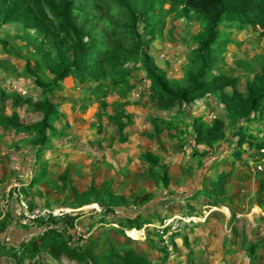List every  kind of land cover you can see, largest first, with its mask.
Segmentation results:
<instances>
[{
  "label": "trees",
  "instance_id": "16d2710c",
  "mask_svg": "<svg viewBox=\"0 0 264 264\" xmlns=\"http://www.w3.org/2000/svg\"><path fill=\"white\" fill-rule=\"evenodd\" d=\"M180 21L197 23L201 31L195 37L197 46L190 58L195 68L175 80L169 79L154 63L147 49L156 38L163 36L165 30L171 34V24ZM13 24L35 33L34 37L26 38L28 46L32 47L29 50H32L33 57L29 61L27 57L23 58V72L40 90L41 98L19 93L7 95L13 109L10 114L0 109V136L8 133L21 135L27 153L32 157L35 170L31 177L24 181L17 177L14 179L22 183L28 196L33 195L42 182H46L48 173L56 166L54 160L45 159L47 151L55 144L76 141L70 121L62 109L65 105H69L71 110L76 109L64 94L70 88L77 90L74 95L78 109L86 110L97 105L96 121L91 124L95 138L89 142L97 149L103 148L102 142H106L111 150L127 143L128 130L136 117L127 110V106L129 97L134 94L138 95L143 108H152V112L142 116L143 139L160 140L162 133L169 138L170 133L185 137L188 148L199 157V167L202 160L216 151L222 142L234 141V150L229 154L233 161L221 159L215 175L202 177V188L185 199L184 209L187 211L182 217L200 215L195 207L200 200L210 207L223 206L227 186L237 178L235 170L239 169L238 173L247 175L250 173L246 169L249 162L244 160L237 168L235 159L240 161L246 155V158H252L250 162L257 161L254 165L261 163L259 157L264 150V134L257 128L253 129L251 124L264 121V58L260 72L246 82L245 90L241 92L237 77L224 70V67L227 68L224 54L230 43L222 39L219 28L227 25L238 33L246 31L263 41L264 0H0V28ZM0 44L7 45L3 40ZM138 70L143 73L140 78L133 75ZM69 85L72 86L69 88ZM56 94L61 101L56 99ZM108 97H114L115 101L109 104ZM210 98L223 106L226 121L218 118L207 121V114H200L188 122L190 109L196 106V101L201 100L208 110L211 107ZM19 109H24L23 116L19 114ZM239 122L248 125L239 126ZM228 126L232 129L227 136L225 129ZM176 140L179 147L185 150L186 145ZM201 147L206 150L200 151ZM252 148L256 155L249 153ZM56 151H59V146ZM155 159L145 153L139 155L150 183L166 189L169 182L167 164L157 165L158 169L164 170L160 175ZM186 169L190 173L193 167L186 166ZM212 170L210 168L209 172ZM257 175L264 176V171L257 172ZM123 178H126L124 174ZM113 184L112 180L103 181L100 187L91 184L82 193L71 187L73 206L79 208L94 203L101 209L100 223L119 227L118 230L108 229L101 242V229L97 230L85 240L82 248L73 244L74 222L80 217L77 214H64L58 220L38 221L33 228H28L18 222L20 207L17 199H14L16 204L10 201L12 214L9 213L10 221L4 216L5 221L0 222V236L8 235L9 224L14 220L12 225L24 230L26 238H29L19 240L21 242L16 246L4 244L0 238V260H4L5 264H39L43 260L66 264H157L149 258L150 253L140 248L144 246L151 253L157 251L165 263L169 258L168 247L159 248L158 244L163 243L167 232H171L168 238L174 254L177 240H181L187 249L191 247L189 233L194 230L191 224L183 225L184 229H189L186 234L178 228L171 230V226L163 230L147 228V238L143 243H135L126 237L123 229L150 227L153 213L149 217L141 214L136 218L118 217V210L133 212L134 208L143 204L144 198L140 199L136 190L130 197L118 195ZM263 186V183L260 184L259 193L264 191ZM142 188L148 190L144 183ZM12 191L14 196L16 189ZM13 206L17 215L13 214ZM149 212L150 209L147 210ZM93 215L97 213L93 212ZM234 219L232 215L231 221ZM160 221L165 222L163 219ZM202 226L197 224V227ZM43 228L46 231L39 233ZM229 237L237 238V234ZM236 244L227 240L222 246L224 253L235 252L232 248ZM240 245L249 258L255 255L258 247L256 242H250L247 247L243 243ZM225 257L224 263L232 262Z\"/></svg>",
  "mask_w": 264,
  "mask_h": 264
},
{
  "label": "rangeland",
  "instance_id": "374dc122",
  "mask_svg": "<svg viewBox=\"0 0 264 264\" xmlns=\"http://www.w3.org/2000/svg\"><path fill=\"white\" fill-rule=\"evenodd\" d=\"M171 25L172 33L168 34L167 30H165L163 36L156 38L150 44L147 51L153 58L154 63L166 73L169 79L179 80L183 78L184 74L188 70L195 68L190 63V58L191 52L197 46L195 37L201 31V28L197 23H188L184 21L175 22ZM230 28L231 27H228L227 25L219 28L222 32V39L229 41L230 43V46L226 48L227 53L224 54L225 63L227 64V68L224 67V70L231 71L237 77L239 81L238 89L241 92H244L246 82L250 80L254 74L260 72L261 64L264 58V40H260L253 34L248 35L249 38L245 40V31H241V34H239L235 28ZM226 32H229V34H225ZM34 36V32H27L19 25L13 24L1 27L0 40L5 41L7 45H0V53L5 54L3 52V49H5L8 53L5 60H9L1 68L8 70L10 73L13 69L14 73L21 76V78H19L16 83L13 82V84L18 86L19 89L25 87L28 90V94L35 99H38L41 98L40 90L35 87L33 80L23 72L25 63L23 58L27 57L29 61L30 57H33V55H31L32 50H29V48L32 47L28 46L26 38L28 37L29 39ZM236 44H240L241 47L239 49L236 48ZM30 64L33 65L32 62H30ZM133 75H137L140 78L143 76V73L138 70L135 71ZM71 86L72 85H69V88ZM66 87L68 88V85H66ZM76 91L77 90L74 91V89L70 88V90H67L64 93L68 98V102H71V104L76 107L75 111L69 110L68 105L64 106V110L70 123L75 126V130L80 131L79 133L82 136H85L92 132L91 123L96 121L95 116L98 108L97 105H93L86 110L78 109L79 104L75 101L74 95ZM55 97L58 101L62 100L59 97V94H56ZM114 101V97L107 98V102L109 104ZM208 102H210L211 107L206 110L205 105L201 100L196 101V106L190 109L191 116L190 119L187 118V121L190 122L192 118L197 117L200 114H207V117L205 118L207 121H211L216 118L226 121V113L223 106L219 102H216L213 98H210ZM134 104L135 101H128L127 110L129 112H132L131 106ZM137 105H141L139 101H137ZM144 108L142 107L141 116H145L147 113L149 114L152 112L151 107L148 106ZM108 111L111 112V109L109 108ZM74 118L78 120L74 121ZM88 123L90 124L89 127L87 126ZM238 124L239 126H244V124L248 125L247 123L242 122H239ZM238 124L236 126H238ZM251 126L253 129H259L260 132L264 134V121L259 124H251ZM137 127L140 126L136 125L135 128L137 129ZM141 128L142 127H140V130ZM179 128L181 129L182 127L180 126ZM230 129H232V126H228L225 129L227 136L231 134ZM79 133H77V135ZM170 134L171 138H169V135L167 137L166 133H162L161 139L156 141L150 139L144 140L143 136H139L137 137L139 142L130 141L128 146L120 150L119 157H123L121 159V166L124 168L121 172L126 176V180L123 185L117 189V194L123 195L128 193L127 190L130 189L131 193L136 190V195L139 196L140 199L144 198L142 201L143 204L138 206V208H134L135 211H130L128 213V215L132 218H136V216L138 217L140 214H145L146 210L152 208L153 205H156L159 202L172 199L177 200L176 202L185 201V198L194 195L202 188V177L216 174L217 166L219 165L221 159L233 161L232 157H229V154L234 150V141H231V143L222 142V145L216 151L210 152L206 158L202 160L204 164L200 169L198 162L199 157H196L192 150L187 149L185 151L179 147L180 145L176 139H179L181 144L184 143V145L188 146L189 143L185 142V137L175 136L174 133ZM135 148H139L137 155L134 154ZM199 150L201 151L206 149L201 147ZM49 152L47 154H49ZM141 153H145L148 156H154L156 158L154 163L156 164L160 175L164 173V170L158 169L157 165H168L166 174L169 182L166 189L163 188L162 185L156 186L154 183H150L151 180L148 177V172L139 160V155ZM249 153L252 156L256 155L254 148H252ZM53 154L54 156L49 155L47 160H54L56 162V166L48 173L46 182H42L39 185V188L37 187L33 195L28 196L26 195L27 193H25L26 199L22 196L20 197H22L25 201L28 208H30V205L32 209L46 210L51 217L58 216L60 218L64 214H77V216H80L74 222L75 227L72 230L75 234L73 237V244L77 245L79 248H82L85 240L94 234V232L91 233V230H96L97 228H101V234L99 237L101 242L102 237L106 235L108 229L113 228L114 230H118L119 227L115 225L106 226V224L103 225L100 223L101 209L94 203L79 208L73 206L72 202L74 201V198L71 192V187H73L77 193L85 192L91 184L100 187L104 181L103 178H105V174H100L96 176L95 180H93V173L90 171L92 169L91 166H83L84 164L79 162V160L74 156L65 158L64 154L62 152L59 153V151H55ZM260 155L261 157H259V159L262 160L264 158V150ZM51 157L55 158L52 159ZM248 158L249 157L247 156L246 158L245 155L240 158V161L235 159L237 162V164H235L237 168H240L242 161L245 160L247 163L249 162L246 169L250 173L247 175L244 172L238 173L239 169L235 170L237 172V178L232 181V184L227 186V193L224 201H222L223 207L219 209L224 214L219 213V215L215 218H211V220L205 219L209 214V211L213 212L214 210L208 209L204 200H200L195 206L197 208V213L200 215L194 217H182L180 214L181 212L177 209V207L173 206L174 203L170 205L162 204V212L166 215V218L163 217L165 222H156L154 225H150V227L145 225L140 230L123 229L125 236L130 237L135 243H143V241L147 238V228L163 230L166 227L171 226V230L178 228L179 230H182L183 234H186L189 232V229H184L183 225L191 224L194 226V230H197L193 232V240L197 243L196 245L187 249L184 246V243L181 240H178L176 243V251L173 249L175 251V255L174 253H169L167 262H162V259L159 257L157 251H154L153 254L151 253L150 259L157 264H172L175 257L177 258L176 261L178 264H227L224 263L222 246L226 244L227 240H229L230 242L235 241L237 243L234 248L238 250L237 254L230 255V257H233L234 260L231 264H264V199H261L264 197V191L259 193L260 184L263 183L264 185V176L257 175V165L253 164L257 161L250 162L252 158L251 160ZM106 160L109 165L112 164V159L110 162L109 157L106 158ZM70 161H73V163H70ZM188 161H190L194 167L190 173L185 167L183 168V166L186 165L182 164L183 162L188 164ZM242 167L244 170V166ZM210 168H213L211 172H209ZM66 174L68 175L67 178L64 177ZM30 177L31 174L28 172L27 176H20L18 179L26 180ZM0 179V189L7 187L6 191H3V193L0 192V222H4V216H7L10 221L9 216L12 214V211L10 210L12 207V205L10 207V201H14V199H17L18 201L17 191L20 188V182L15 181V183L12 184V186L16 189L15 195L12 196L13 187L11 185H5L6 181L11 183L10 175L7 177V174H2L0 172ZM261 181L262 183H260ZM142 183H144V186L147 187L148 190H144L142 188ZM147 192H150V194ZM145 193H147V195H144ZM14 204H16L15 201ZM93 212H96L97 215H93ZM232 215L235 216V219L231 221ZM13 223L9 224V226H14L12 225ZM197 224H203V226L197 227ZM39 231L43 233L46 231V228ZM208 232L211 233V236L209 235L207 238L209 234ZM235 233L237 234V238L229 237V235L233 236ZM164 237H167L166 244L164 241L160 244L157 243L158 247L167 246L168 250H171L168 232ZM0 238L2 242L7 245L13 244L16 246V244L21 242L17 241V239L14 240V237H8V235H1ZM25 238L24 240L29 237ZM154 240L157 241L156 238H154ZM250 242H256L258 246L255 250V255L251 258L248 257L247 253L240 245L243 243L244 247H247ZM227 246L230 245L227 244ZM202 247L205 249L208 248V253L205 252V249ZM140 248L144 249V251L146 250V247L144 246H141ZM187 251H189V253H187ZM0 262L1 264H5V261L2 259ZM53 262L54 261L47 262L43 260L39 264H66ZM23 264L28 263L25 262Z\"/></svg>",
  "mask_w": 264,
  "mask_h": 264
},
{
  "label": "crops",
  "instance_id": "0c3cea01",
  "mask_svg": "<svg viewBox=\"0 0 264 264\" xmlns=\"http://www.w3.org/2000/svg\"><path fill=\"white\" fill-rule=\"evenodd\" d=\"M245 33H246V36H244V39L246 40L247 38H249L248 35H250V33L246 32V31H245ZM225 34H229V32H226ZM239 34H241V32ZM239 45L240 44H236L235 47L239 49L240 48V47H238ZM228 46H230V45H228ZM3 52L5 54L0 53V68L9 61V60H5L8 53L5 51V49H3ZM16 69H17V66H16ZM0 72H2V73H0V109L1 110L3 109V111L6 114H10L12 112L13 106H12V101L7 98V95L13 94V93H19L21 95H30V94H28V90L25 87L19 89L18 86H15L13 84V82L16 83V81H18L19 78H21L20 75H17L16 73H14L13 69L11 70V73H10L8 70L1 68ZM1 74H2V76H1ZM1 93H3L4 95ZM129 100H133V101L137 102L139 100V97L137 94H134V95L129 97ZM68 109L71 110L69 108V105H68ZM63 110H64V107H63ZM141 110H142L141 105L139 106L137 104H134L131 106L132 112H130V113L135 114L136 117H135L134 124L128 130V141L124 145L116 146L114 150L109 149L106 142H102L103 148H101V149H97L95 146L90 145L89 142L95 138V135L93 134V132L89 133L88 135L82 136L79 133L80 131H76L75 126H73L72 123H70V125L72 127L71 129L74 133L73 137L76 138V141L75 142L64 141L65 143H63V144L59 143V145L58 144L54 145V143H53V145H54L53 152H55L56 148H58V146H59V153L62 152L64 154L65 158L66 157L70 158L71 156H74L79 160V162H82L84 164L83 166H88V165L91 166L92 169L90 171H92V173H93V176H92L93 180H95L96 176H98L100 174L101 175L105 174V178H103V180L104 181L112 180L114 182V184H113L114 189L117 190V189H119V187L121 185H123V183L126 180V178H123V174L121 173V170H120V168H122L121 159L123 158V157H119L120 150L122 148L128 146L130 144V141L131 142L132 141L139 142V139L137 137H139V136L142 137L141 130H140V127H142V125H143ZM18 112L21 116L24 115V109H19ZM76 120H78V119L74 118V121H76ZM94 123L95 122H92L91 124H94ZM140 123H141V125H140ZM136 125L140 126V127H137L138 132H137V129L135 128ZM87 126L89 127L90 124L88 123ZM77 133H79V134L77 135ZM0 134H1V131H0ZM21 137H22L21 135L16 136L13 133L3 134L0 136V172L2 174H4V173L7 174V177L10 175V182H11V183H9V181H6V183H5L6 186H8V185L12 186V184H14L16 181V180H14L16 177L19 178L20 176H27L28 172H30V174L32 175V172L35 170L32 157L30 156L29 153H27V148L23 142V139H21ZM185 147H186L185 151L187 149L189 150L188 146H185ZM138 150H139V148H135V150H134L135 155H137ZM53 152L51 149L49 154L45 155V159H47L49 155L54 156ZM108 157H109V162L112 159V164H110V165L107 163V160H106V158H108ZM51 158L54 159L55 157H51ZM188 162H189L188 164H186V162H183L182 164L186 165V166H192V163L190 161H188ZM70 163H73V161H70ZM203 164H204V162L202 163V165ZM202 165L200 166V169H201ZM186 166H183V168L184 167L186 168ZM22 181H24V180H22ZM21 184L22 183L20 182V188L18 189L17 194H18V196H22L24 199H26L25 198L26 192L24 191ZM6 188L7 187L0 189L1 193H3V191H6ZM13 189H14V187H13ZM127 191H128V193L123 194V196L130 197V194H131L130 189ZM192 196L187 197V198H191ZM172 200H174V199H172ZM172 200H167L163 203L159 202L156 205H153V207L150 208L149 213H147V210H146V213L143 214L144 217H149V215L151 213H153L152 218H155V219L150 218L153 222V225L156 222H161L160 221L161 219L165 220L164 218H166L165 213L162 212L163 207L161 205L162 204L170 205L172 203H174L173 206L177 207V209L181 212L180 214L182 216H184L186 214V211H187L186 209H184L186 201L176 202L177 200H174V201H172ZM12 202L14 203L13 200H12ZM206 207L208 209L214 210L213 212L209 211V214L205 218L207 220H211V218H215L217 215H219V213L224 214L223 212H221V210H219L223 206L216 208V207H210V206L206 205ZM13 209H14L13 214L17 215L15 206H13ZM117 213L119 215L118 217H131L130 215H128V213H129L128 209L118 210ZM102 224L104 225V223H102ZM114 225L115 224H109V225L106 224V226H114ZM115 226L118 227V225H115ZM100 229L101 228H97L96 230L95 229L91 230V233L96 232L97 230L99 231ZM194 231H197V230H193V232ZM193 232L189 233V242L191 243V247L193 245L197 244L193 240L194 239L193 238ZM6 233L8 234V237H14L13 239L14 240L17 239V241L21 240L22 238L24 239L25 236L27 235V233L24 230H20L19 228H16L14 226H10ZM208 233L209 234H208L207 238L211 234L210 232H208ZM202 248L205 249L204 247H202ZM232 249L235 250V252H233V253L230 252L227 254H226V251L224 253V250H223L224 257L226 254L225 258L229 262L234 261L233 257H230V255L231 254H237V252H238V250L236 248H232ZM204 251L207 252L208 248H206ZM145 252L151 254L149 249H146ZM207 253H205V254H207ZM149 258H150V256H149ZM231 263H229V264H231ZM172 264H178V263H177V261H173Z\"/></svg>",
  "mask_w": 264,
  "mask_h": 264
},
{
  "label": "built area",
  "instance_id": "2783aa9c",
  "mask_svg": "<svg viewBox=\"0 0 264 264\" xmlns=\"http://www.w3.org/2000/svg\"><path fill=\"white\" fill-rule=\"evenodd\" d=\"M261 152H263V150H261ZM256 171H258V172L264 171V158L261 160V163L256 166ZM18 205L20 207L18 222L23 227L33 228L38 221H45L46 222L50 218H53L54 220L59 219L58 216H52L51 217L47 213L46 210L28 208L25 201L20 196H18ZM39 233H41V232L39 231ZM168 235H170V232H168ZM166 239H167V237H163V241L165 244H166ZM169 253H173L172 247H171V250H169Z\"/></svg>",
  "mask_w": 264,
  "mask_h": 264
}]
</instances>
